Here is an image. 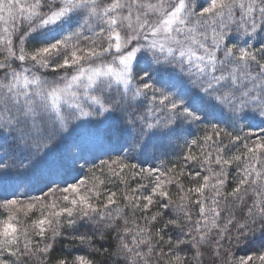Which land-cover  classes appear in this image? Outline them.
I'll list each match as a JSON object with an SVG mask.
<instances>
[{
	"label": "snow or ice",
	"instance_id": "6c2138e0",
	"mask_svg": "<svg viewBox=\"0 0 264 264\" xmlns=\"http://www.w3.org/2000/svg\"><path fill=\"white\" fill-rule=\"evenodd\" d=\"M262 32L264 0H0V264H97L52 260L61 237L123 264H264ZM181 138L184 165L132 162Z\"/></svg>",
	"mask_w": 264,
	"mask_h": 264
},
{
	"label": "trees",
	"instance_id": "16d2710c",
	"mask_svg": "<svg viewBox=\"0 0 264 264\" xmlns=\"http://www.w3.org/2000/svg\"><path fill=\"white\" fill-rule=\"evenodd\" d=\"M245 39L244 37H241L240 40L243 41ZM264 42V32L260 33L258 36H256L254 39L249 40V43L253 44L254 47L259 48L261 46V43ZM47 78L51 79L52 76L50 73H44ZM264 127V124H261L260 121H254L253 127ZM186 127V132L184 133V138L192 139L199 137L204 132V127H196L192 126L191 128ZM191 133V136H188L187 134ZM184 138H181L180 140L173 139L170 144H166L163 148L160 147V145L157 143L154 146L150 145L144 153H136L135 154V160L132 162L141 164L143 167L147 168L150 166L155 167H171L173 164L176 165H184V161L182 159V156L186 154V149L184 148ZM119 146V145H118ZM106 158V157H105ZM197 166L189 163L187 166V171H197ZM85 173H76L73 172L69 176L66 177V179L69 182H74L75 177L77 175H84ZM183 183L187 187L189 184V181L187 179V176L182 178ZM43 187V185H36L33 190H31V195H40V188ZM110 187H113V190H115L114 186L110 185ZM232 187V184L229 183L228 190L230 191ZM172 191L175 192L176 189L173 187ZM130 215V213H129ZM139 215V214H137ZM167 218V217H166ZM87 226L82 227L80 229L81 232L86 231ZM67 231V230H65ZM264 241V238H261L259 235H257L256 243L252 245L251 247L259 250L261 248V242ZM100 243H103V251L100 252H92L90 251L87 246H84L83 248L78 246V242L66 240L64 238H59V243L56 245V250L52 253L51 259L55 260L57 256H68L71 258L69 253L71 255H87L90 258L97 261V264H123V261L120 260L116 255L113 253L115 252V241L109 240L108 242H98L96 244V247H100ZM245 249L241 248L237 255H243L245 254ZM207 260L208 257H205ZM33 264H35V261H33Z\"/></svg>",
	"mask_w": 264,
	"mask_h": 264
},
{
	"label": "rangeland",
	"instance_id": "374dc122",
	"mask_svg": "<svg viewBox=\"0 0 264 264\" xmlns=\"http://www.w3.org/2000/svg\"><path fill=\"white\" fill-rule=\"evenodd\" d=\"M262 243V242H261Z\"/></svg>",
	"mask_w": 264,
	"mask_h": 264
}]
</instances>
